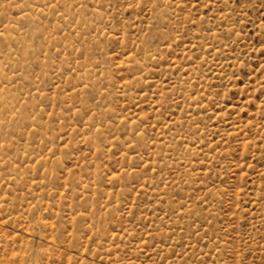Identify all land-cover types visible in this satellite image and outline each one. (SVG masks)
Wrapping results in <instances>:
<instances>
[{
	"label": "rangeland",
	"instance_id": "374dc122",
	"mask_svg": "<svg viewBox=\"0 0 264 264\" xmlns=\"http://www.w3.org/2000/svg\"><path fill=\"white\" fill-rule=\"evenodd\" d=\"M0 264H264V0H0Z\"/></svg>",
	"mask_w": 264,
	"mask_h": 264
},
{
	"label": "bare ground",
	"instance_id": "6f19581e",
	"mask_svg": "<svg viewBox=\"0 0 264 264\" xmlns=\"http://www.w3.org/2000/svg\"><path fill=\"white\" fill-rule=\"evenodd\" d=\"M30 10H32V9H30Z\"/></svg>",
	"mask_w": 264,
	"mask_h": 264
}]
</instances>
